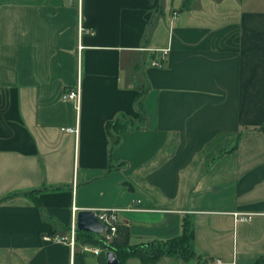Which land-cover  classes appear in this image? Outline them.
Here are the masks:
<instances>
[{
  "label": "crops",
  "instance_id": "obj_1",
  "mask_svg": "<svg viewBox=\"0 0 264 264\" xmlns=\"http://www.w3.org/2000/svg\"><path fill=\"white\" fill-rule=\"evenodd\" d=\"M101 208L131 245L192 220L155 264H264V0H0V264H72L44 236Z\"/></svg>",
  "mask_w": 264,
  "mask_h": 264
},
{
  "label": "trees",
  "instance_id": "obj_2",
  "mask_svg": "<svg viewBox=\"0 0 264 264\" xmlns=\"http://www.w3.org/2000/svg\"><path fill=\"white\" fill-rule=\"evenodd\" d=\"M187 3L188 0H184V5H187ZM139 110L142 111L140 105ZM131 120L132 119L121 117L109 123L110 135L115 138V143H121L120 131L122 129L135 128V125L134 127L131 125V123H133ZM27 194H34V191L27 192ZM194 237V226L190 218L184 219L183 232L179 237L165 242L154 241L139 245L130 244V229L127 225H119L117 235L110 243H106L101 235L78 230V241L80 243L99 245L104 249L98 256L99 264H106V252L109 250L116 253L120 264H127V261L132 257L139 258L142 264H155L166 256H174L183 260L201 258L194 248ZM85 256V253H76L75 264H83L85 262Z\"/></svg>",
  "mask_w": 264,
  "mask_h": 264
},
{
  "label": "built area",
  "instance_id": "obj_3",
  "mask_svg": "<svg viewBox=\"0 0 264 264\" xmlns=\"http://www.w3.org/2000/svg\"><path fill=\"white\" fill-rule=\"evenodd\" d=\"M80 30H83L81 27ZM161 55L158 58H155L152 60V65L154 66H163L166 59H167V53L168 49L161 50ZM64 99H72L77 103V106H80L81 101V87L80 84H78L76 87L68 90L63 95ZM67 131H77V127L73 128H67ZM120 209L117 208H101L95 210L96 215L98 219L106 225L107 229H104L102 231L101 236L104 238V241L106 243H110L114 237L117 235L118 228H119V213ZM78 225L76 218L73 219L71 225L69 226L68 232L66 234L62 233H53L50 235H45L44 239L50 242L54 243H65L69 245L72 251V259L74 264V254L76 252V247L78 245ZM84 250L100 255L104 249L99 245H93V244H86L84 245ZM216 264H222L220 260L216 261Z\"/></svg>",
  "mask_w": 264,
  "mask_h": 264
},
{
  "label": "water",
  "instance_id": "obj_4",
  "mask_svg": "<svg viewBox=\"0 0 264 264\" xmlns=\"http://www.w3.org/2000/svg\"><path fill=\"white\" fill-rule=\"evenodd\" d=\"M78 229L87 232H93L101 235L104 229H107L97 217L96 212L93 210H80L77 213ZM106 264H120L116 253L112 250L106 252Z\"/></svg>",
  "mask_w": 264,
  "mask_h": 264
},
{
  "label": "rangeland",
  "instance_id": "obj_5",
  "mask_svg": "<svg viewBox=\"0 0 264 264\" xmlns=\"http://www.w3.org/2000/svg\"><path fill=\"white\" fill-rule=\"evenodd\" d=\"M79 248V247H78ZM172 259H176L177 257H174V256H170ZM170 258V259H171ZM163 259V258H162ZM175 261V260H174ZM97 263V257L96 256H92L90 259H89V263L88 264H96ZM175 263V262H174Z\"/></svg>",
  "mask_w": 264,
  "mask_h": 264
}]
</instances>
